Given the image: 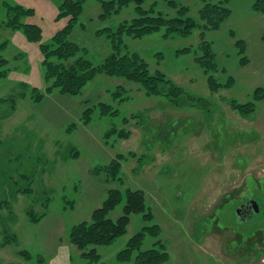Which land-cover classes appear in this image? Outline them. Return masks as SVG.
<instances>
[{"label":"rangeland","instance_id":"rangeland-1","mask_svg":"<svg viewBox=\"0 0 264 264\" xmlns=\"http://www.w3.org/2000/svg\"><path fill=\"white\" fill-rule=\"evenodd\" d=\"M177 1L199 21L202 0ZM6 3L33 9L35 14L24 21L39 25L43 37L41 42H30L22 31L0 32V57L10 61L11 70L0 78V197L10 202L0 208V261L90 264L70 242V231L90 221L108 192L118 189L123 201L111 212V219L123 215L128 190L144 192L154 219L131 216L124 236L98 247L101 264H121L117 254L136 233L154 224L160 226L158 239L169 254L163 264H264V98L254 99V91L264 88V15L254 10L253 0H231L229 19L204 35L199 29L187 37L165 38L163 31L124 37L122 52L139 54L153 72L161 71L204 100L200 107L183 108L148 97L138 84L104 74L90 82L82 95L46 94L40 44L51 43L68 20L57 19L59 0H1L0 23L8 20ZM144 7L176 15L164 0H147ZM101 12L96 0L87 1L71 35L81 46L79 55L95 66L113 51L111 39L100 31L116 30L137 17L134 4L106 20L99 18ZM239 39L247 44L246 66L240 65L235 45ZM205 45L210 46L212 59L204 57ZM183 50L188 52L178 54ZM208 73L222 84L230 77L235 83L214 92ZM119 86L127 92L126 101L113 99ZM32 88L45 94L42 102L33 100ZM231 100L256 102V111L244 118L232 108ZM100 102L112 105L119 114L103 116L97 107L91 124L84 125L85 109ZM136 114L145 120L131 118ZM124 118L130 119L129 124H123ZM113 128L125 129L129 138H107ZM131 152L137 157L128 156ZM120 154L127 156L121 182L94 174ZM246 198L255 201L260 211L249 222L238 224L236 212ZM31 213L41 220L33 223ZM156 241L147 237L143 248H153Z\"/></svg>","mask_w":264,"mask_h":264},{"label":"trees","instance_id":"trees-1","mask_svg":"<svg viewBox=\"0 0 264 264\" xmlns=\"http://www.w3.org/2000/svg\"><path fill=\"white\" fill-rule=\"evenodd\" d=\"M87 1L89 0H59L57 19H67L68 22L65 27L57 31L51 43L40 44L45 81L48 84L46 94L59 92L62 95H82L83 90L90 82L94 81L98 75L104 74L108 77H120L131 83L138 84L144 89L148 97L164 98L173 107H200L203 100L201 97L190 95L182 86L175 83L161 71L156 70L153 72L139 54L122 52L121 45L124 37L127 36L142 38L163 31L165 38L173 35L187 37L199 29L203 30L202 35H204L206 30H218L232 15L229 8L231 0H202V7L199 10V21L189 16L190 8L180 4L177 0H164L169 7L176 10L174 17L165 15L162 12L157 13L154 7L149 10L145 9L144 5L147 0H96L102 8L99 16L101 20H106L112 15L118 14L123 8L131 4L135 5L137 11V17L131 21L121 23L116 30L106 29L100 31L101 35L106 33L113 44V51L100 66H95L88 58L79 55L82 50L81 46L71 40V35L84 13ZM5 6L8 10V20L0 23V32L3 28L22 31L30 42H41L43 29L37 24L24 21L29 16L34 15L35 11L20 5L13 6L6 3ZM253 8L256 12L264 15V0H253ZM82 27H84L83 24ZM232 35L234 36L235 34L232 33ZM235 45L239 49V55L241 56L240 65L246 66L249 58L245 40L239 39ZM204 51L206 59L214 57L209 45L204 46ZM185 52H188V50L178 51V54ZM9 66L10 61L0 57V78L8 76L11 71ZM211 66L216 68L215 65L211 64ZM207 75L209 87L214 92L231 88L235 83V79L232 77L229 78L228 82L222 84L214 74L208 73ZM22 85H24V88L27 87L25 83ZM126 93L124 88L119 86L113 92L114 101H126ZM31 96L36 103H40L45 99V94L38 88H32ZM263 98L264 88L259 87L254 91V99L259 101ZM230 102L232 108L244 118H249L253 115L257 108V103L253 101L246 104H240L236 100H231ZM97 107L103 116H116L119 114V111L112 105L100 102L85 109L81 119L84 125L91 124ZM140 115L136 114L131 118L145 120V117ZM129 121V118H124L123 124L127 125ZM73 127L74 125H72ZM106 136L107 138L113 136L127 139L130 133L125 129L113 128ZM128 156L137 157L132 152ZM139 159L142 163L145 157L142 156ZM126 160L127 156L123 154L117 155L109 165L96 169L94 174L100 176L105 174L107 181L119 180L121 182L120 171L122 163ZM122 201L123 195L120 190L111 189L102 206L93 212L90 221H84L72 227L70 242L81 252V257L87 263L101 264L102 257L98 247L109 246L118 238L124 236L128 231L131 216L143 214L145 220L153 221L154 215L147 206L145 194L139 190L127 191L123 215L114 221L110 218V214ZM9 204V200L0 197V208ZM30 219L33 223L41 220L33 213L30 214ZM160 234L161 228L157 224L144 227L117 254L118 262L121 264H163L167 262L169 254L162 240L158 239ZM147 237L157 240L153 248H143ZM7 243L9 244L10 240ZM22 254L28 257L27 251H23ZM0 264L18 263L0 261Z\"/></svg>","mask_w":264,"mask_h":264},{"label":"flooded vegetation","instance_id":"flooded-vegetation-1","mask_svg":"<svg viewBox=\"0 0 264 264\" xmlns=\"http://www.w3.org/2000/svg\"><path fill=\"white\" fill-rule=\"evenodd\" d=\"M249 199V198H246ZM244 199V201H242V203L239 205L237 212H236V217H237V223H245V222H249L252 218H249L252 213L254 212V208H253V200L249 199L246 200Z\"/></svg>","mask_w":264,"mask_h":264},{"label":"water","instance_id":"water-1","mask_svg":"<svg viewBox=\"0 0 264 264\" xmlns=\"http://www.w3.org/2000/svg\"><path fill=\"white\" fill-rule=\"evenodd\" d=\"M253 208H254V212L252 213V215L249 218H252L254 216H256L257 214H259L260 208L259 205L256 202H253Z\"/></svg>","mask_w":264,"mask_h":264}]
</instances>
